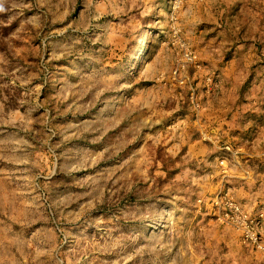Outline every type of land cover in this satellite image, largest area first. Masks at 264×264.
I'll use <instances>...</instances> for the list:
<instances>
[{
  "label": "rangeland",
  "instance_id": "obj_1",
  "mask_svg": "<svg viewBox=\"0 0 264 264\" xmlns=\"http://www.w3.org/2000/svg\"><path fill=\"white\" fill-rule=\"evenodd\" d=\"M0 264H264V0H0Z\"/></svg>",
  "mask_w": 264,
  "mask_h": 264
}]
</instances>
